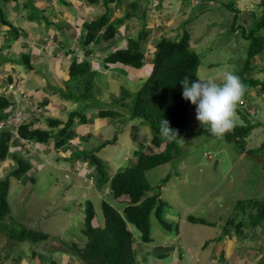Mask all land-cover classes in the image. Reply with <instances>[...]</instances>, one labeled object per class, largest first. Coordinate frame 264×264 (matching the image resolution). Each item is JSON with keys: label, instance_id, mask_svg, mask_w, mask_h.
<instances>
[{"label": "rangeland", "instance_id": "1", "mask_svg": "<svg viewBox=\"0 0 264 264\" xmlns=\"http://www.w3.org/2000/svg\"><path fill=\"white\" fill-rule=\"evenodd\" d=\"M30 1L32 4L29 3L28 10L25 9L24 3L26 0H17L18 7L11 8L10 6H14L15 3L10 2V6H7L8 9L5 12L7 18L17 28L20 27L21 30V27L28 24L26 22L28 18L26 17L30 13L34 14L32 9L38 8L40 10L42 8L35 0ZM164 1L165 6H161L160 4H154L155 0H140V5L137 7L139 14L147 12L148 18L149 16L153 17L150 19L152 32L144 49L146 55L145 66L139 70L131 69L133 74L134 71L136 74H141L142 82H130L125 75H121V77L117 74L118 72L112 69L113 67L102 69L103 73L98 72L95 76L93 105L84 109V102L75 103L77 112L84 113L85 116V119H80L81 124L76 126L80 133H85L83 132L85 126L96 128L99 125L102 126L103 132L100 136H93L89 143L71 142V148L68 152H78L80 149L93 151L103 140L112 139L116 131L120 132L125 128L118 136L117 147L109 146L99 154L101 158L108 161V172L111 177L121 169L131 165L128 158L134 156L135 152L132 149L135 151L139 146H146L152 138V133L148 126L143 125V128L140 127L141 123L138 120L118 124V120L112 122V119H109L111 121L110 126H106L105 122L107 121L97 115L100 107L103 109L109 107L112 100L120 95L123 87L133 93L138 92L142 83L148 77L147 71L149 70L150 73L155 43L163 35L175 36L179 34L183 24L190 19V15L195 9H199L197 12L203 9L209 11L211 6L209 0H192L191 4L187 0H162V4ZM230 1L234 0H213L212 4L214 5L211 7V11H206L198 20L190 22L186 27L194 35L192 46L201 57L200 69L203 70V73L200 77L214 79L218 83L222 82L224 72H232L236 75L247 58L248 42L242 37L240 29L232 31L235 14L222 7L223 4ZM235 2L240 11L236 22L237 26H246L249 23L250 11L260 13V0H235ZM6 3H8L6 0H0V7L5 9ZM127 4L128 2L121 8L125 12L129 10ZM150 8L153 9L152 14ZM119 11L117 16L120 15ZM38 16L41 17L42 13H39ZM160 24L161 27H159ZM129 29H135V32L132 33H135L134 36H136L141 29L140 22L131 24ZM23 34L24 32L21 31L22 37H24ZM107 46L104 47L105 52L109 49ZM104 55L100 54V58ZM0 58H2V54H0ZM98 65H100V62L97 59L95 66ZM210 65L213 67L209 68ZM100 68L101 66L95 70L98 71ZM116 68L124 70L125 67ZM35 71L40 77H44V67H37ZM70 81L67 83V88ZM30 83L34 82L31 81ZM249 101L255 106L258 113L255 109H249L248 113L250 115L255 113V115L247 119L251 124H258V121L261 123H259L258 129L256 127V130H253L250 137L247 138L245 151H257L258 156L252 155L264 159V150H258L264 144V99L259 100L249 96ZM7 112L10 113V111ZM235 119L236 122L232 130L237 125L246 123L245 118L238 115L236 110ZM190 122H192L191 126L193 128L195 126V132L207 129L196 119L195 105H193V111L190 113ZM11 128L13 129V125H11ZM90 131L93 132V130ZM60 140L55 139L54 145ZM47 145L49 146V144ZM26 147H30V149L39 148L38 145L33 146L28 143ZM179 148L180 157L147 173V178L153 188L157 190L159 189L156 188L157 185H164L165 190L163 192L158 190V192L163 195L161 198L167 202L166 212L169 211L171 206L173 207L171 210L175 212L169 211L166 213L165 218L169 223H176L174 225L179 226V243L170 244L171 247L166 250L167 252L175 251V253L173 256L168 253L171 257H161L162 263L159 264H209L211 252L203 253L201 246L208 242V249H218L216 239L213 238L210 241L209 235L215 234V238L219 235V238L223 239L222 234L226 233L227 228H225V225L229 218L238 217L242 219L245 215L248 217L249 212L255 213L251 208H248V214H245L241 207L238 208L237 203L247 202L248 205L250 200L264 201V164L252 158L248 152L241 154L239 149H236L235 144L228 143L223 140V137L217 138L212 134L209 136L208 133L197 135L194 139L184 140L182 144H179ZM39 149L41 153H38V155L42 160L47 161L43 166L40 165L42 166L40 171H35L33 176L35 183L32 184L29 180L18 183L12 181L9 201L13 211L12 216L15 220L27 228L49 234L52 238L47 242L37 244H31L30 242L15 244L0 235V264H7L5 261L9 258L14 259L12 264H33L31 262L32 249L37 252L41 251L44 254L50 252L48 256H45L46 259L49 261L53 259L58 261L57 264H62L63 254L69 250L64 243L75 242L80 246L84 245L86 237L82 231L85 224L84 209L88 201L92 202L100 219L103 218L101 207L103 199L117 209L120 208L119 201L115 200L109 193H106L105 190L99 192L94 184L83 180L86 177L94 176L93 166L84 162L83 166L79 164L80 167L74 172L70 166L76 162L75 159L69 160L68 164L62 162L63 158H59V161L56 162L55 158L60 157L61 154L55 156L54 150L50 154L52 151L50 146L49 148L40 146ZM13 151V153H17L16 150ZM33 154L35 153L33 152ZM42 154L43 156H41ZM31 161L38 165V162L33 158H31ZM37 167L39 168V165ZM5 170L7 171L5 173L11 171L9 165L6 166ZM3 172L2 174H4ZM6 176L7 174L0 177V179H4ZM168 176H170L169 184L164 182ZM204 207H206L205 211ZM189 215L214 222V229L209 228L211 227L209 225L191 224L186 218ZM94 225H98L96 220H94ZM130 227L134 235L135 250L138 251L139 248H142V251L137 253L139 264H155L158 255L155 254L154 246L144 244L141 241L140 232L134 226L131 225ZM153 227L154 238L157 240L161 237L176 238L174 231L172 233L166 232L158 225V222H154ZM233 231L232 228L230 232ZM243 231L245 235H248L245 241L250 244L249 249H253L252 254L257 259H264V222L256 229L248 227L244 228ZM242 238L243 235L241 238L239 236V239ZM6 240L8 243L4 244ZM181 244L185 245L184 251ZM187 249L192 251L187 252ZM179 255H183L181 263L179 260L175 261V258H179ZM262 261L264 264V260ZM262 261L258 260L257 264L262 263Z\"/></svg>", "mask_w": 264, "mask_h": 264}, {"label": "trees", "instance_id": "2", "mask_svg": "<svg viewBox=\"0 0 264 264\" xmlns=\"http://www.w3.org/2000/svg\"><path fill=\"white\" fill-rule=\"evenodd\" d=\"M88 1L92 5H97L101 2L100 0ZM187 1L190 4L192 3V0ZM209 1L211 2L209 11L203 9L197 12L199 9H195L191 13L190 19L183 24V28H181L177 36L163 35L155 43L152 69L138 92L133 93L123 87L120 95L112 100L109 107L104 109L100 107L98 116L102 119L119 120L125 118L128 121L139 120L143 125L148 126L153 136V143L159 148V151L154 154L142 152L136 164L121 169L112 178H110V173L108 172V165L99 156V152L106 147V144L99 146L93 151L80 149L78 152L74 151L72 155L73 158H76L77 155L90 157L88 162L95 170V187L99 190L108 188L110 195L119 203L122 201L127 202L123 211L120 212L108 201L104 199L101 201L104 226L94 225V220L97 216L96 210L91 201L87 202L84 209L85 224L82 231L87 239L85 244L80 246L75 242L64 243L84 264H139L137 260L138 252L135 250L134 235L129 226H134L140 232L143 243H150L153 235V217L157 219L164 229L168 231L174 230L175 233H179L178 225L169 223L165 218L168 207L167 202L160 200V192L153 196H148V193L154 189L147 178V173L181 156L178 143L175 141L167 142L160 136L159 126L163 118L169 121L170 127L183 140L194 139L197 135H204L205 133L211 136L210 131L207 129L195 132V126L193 128L190 125L189 117L193 104L183 98V87L181 84L185 76L189 78L190 82L198 79L196 73L202 64L201 57L192 48V32L186 27L190 22L199 19L206 11H211V7L214 4H212L213 0ZM126 2H129L127 4L129 10L122 17L112 20L115 13L113 6L120 10ZM29 3L32 4L30 0H26L25 9L27 10ZM102 4L105 12L96 19L87 21L83 27L85 33L81 38V46L85 48L86 57H91L94 54L93 45L95 47L99 46L104 51L105 48L102 46H105L106 43H108L107 47L109 49L114 48L119 45V41L124 37L127 41V47L111 52L104 59V67L119 65L137 70L142 69L146 59L144 49L152 30L147 22V12L138 13L137 7L140 5V0H103ZM154 4L161 5L162 0H155ZM16 7H18V3L14 8ZM222 7L235 14L232 31L240 29L242 37L248 42L247 58L236 74L245 85V92L242 97L243 104L241 102L238 103L235 109L238 115L245 118L246 123L237 125L231 132L224 134L223 140L235 144L236 149H239L241 154L248 152L258 156L257 151H245V148L247 138L259 126V123L251 124L247 119L255 115V113L253 115L248 113L250 108L254 109L253 106L248 104L250 103L249 94L252 89L256 88L259 89V94L264 93V80L256 78V71L259 72L258 67L260 65L256 61L264 60V0L260 2L261 13L251 12L249 23L246 26H237L236 22L240 11L235 0L223 4ZM32 10L34 14L30 13L28 16L30 21L43 19L49 26L51 25L50 20L45 16V9L33 8ZM38 10L40 11L39 13H42L41 17L38 16ZM5 12L6 8L0 7V24L8 27V35L10 34L9 36L14 41H17L21 37V31L23 30L20 27L17 28L7 18ZM133 17L139 19L141 29L136 36L126 35L125 33L129 31L125 24ZM97 73L88 59L82 62H78V60L72 61L69 69L71 80H69V87L66 90H60L62 99L84 102V109L93 105L92 99L95 98L93 91ZM11 106V100L7 96L0 94V123L9 119L7 109ZM77 119H85L84 113L73 112L66 122L50 118L47 120L48 129L46 130L39 123L36 125V122L20 125L18 128L20 139H17L16 142L20 144L21 139H23L28 141V144L35 146L37 144L46 145L53 139L66 141L65 137L74 130ZM13 137V131L6 125L3 126L0 130V168L10 156L14 158L16 166L4 179H0V235L15 244L47 242L52 238L51 235L27 228L12 216L13 211L9 201L13 185L12 181H17V183L24 181L28 174H34L35 171L39 170L35 162L31 161V158L38 163L41 160L40 155H38L41 151L36 147L25 149L22 146L27 151L25 154L21 153L24 151L23 149L13 153L11 151ZM109 142L112 145L116 142V137ZM258 150H264V144ZM29 182L35 183L33 176L30 177ZM164 182L167 183L168 178ZM245 204L247 205V202H239L237 206L238 208L241 207L245 214H248V208H251L255 213L249 212V216L245 215L242 219L238 217L229 218L226 221L225 228L227 230L226 233L222 234L223 236L232 234L241 238L243 235V238L246 239L248 235L244 234V228L256 229L264 222V201L250 200L247 206ZM188 221L192 224L209 226L214 224L204 218L195 216H189ZM232 228L234 231L230 232Z\"/></svg>", "mask_w": 264, "mask_h": 264}, {"label": "crops", "instance_id": "3", "mask_svg": "<svg viewBox=\"0 0 264 264\" xmlns=\"http://www.w3.org/2000/svg\"><path fill=\"white\" fill-rule=\"evenodd\" d=\"M6 1L8 2L6 3V6H5L6 10L8 9L7 6H10V2L15 3L14 6H10L11 8L14 9L17 1L15 0H6ZM35 1L36 3H38V5L42 6V8L40 7L42 10L46 8L45 16H49L48 19L50 20V23H51L50 26L43 19L39 21H30L29 19H27L26 22L28 24H26L24 27H21L23 30L22 32H24L23 34L24 37L21 36L17 41H14L11 38V36H8V27H5L0 24V54H2V58H0V94L7 96L11 100V103H12V106L9 109H7V111H10V113H8L9 119L8 121H6V125H10V124L13 125V129L11 128V130L14 133V137L11 141L12 143L11 151L16 150L17 152L23 149L22 146H24L25 149L27 148L26 147L27 141L23 139H21L20 144L18 143L19 147L17 146L16 140L20 139L19 134H18V128L20 124L22 123L31 124L33 122H36L35 123L36 125L37 123H39L41 127L44 130H46L48 129V125H47L48 119L50 118L59 119L63 122H66L71 113L77 112V108L75 109L76 102L62 99V96L60 94L61 92L60 90H65L67 88V83L70 80L69 69H70L72 61L78 60V62H82L83 60L88 59V61H90L91 64L93 65L94 69H97V67L101 66L100 70H98L97 72L103 73L102 69H109L110 67H113L112 69H115L118 72L117 74H119L120 76L125 75L126 79L130 80V82L140 83L141 81V74H138V73L136 74L135 71L133 74V70H131L132 68L130 67L124 66L125 67L124 70L121 68L120 69L116 68V67H123L119 65L118 66L117 65L108 66L107 68L104 67L105 66L104 59L111 52H114L118 49H124L127 47V41L124 37L121 39V41H119L120 42L119 45H117L114 48L112 47L108 49V51L106 52L101 50L99 46L95 47L93 45L92 48L94 49V54L91 57H88V58L86 57L85 48L81 46V38L83 34L85 33L83 27L87 21H92L96 19L99 15L105 12V8L102 4L103 0H100L101 2L97 5L89 4L88 0H35ZM161 6H165V1L163 4H161ZM259 6H260V3H259ZM113 8H114L115 13L112 17V20L120 18L125 14L124 9L119 11V9L116 8V6H113ZM118 11L120 13L119 16H117ZM250 12H254V11H250ZM150 13L151 14L153 13V9L151 8H150ZM260 13H261V10H260ZM151 18L153 17L149 16L148 18L149 27H150ZM154 19L156 20V18ZM139 22H140L139 19L136 17H133L130 20H128L125 25L128 27L129 32H126L125 34L134 36L135 33H132V32H135V29L133 30L129 29V26H131V24H136ZM159 27H161V24L159 25ZM191 35H192V40H191V44H192L194 35L192 33ZM106 45H108V43H106ZM102 47H105V46H102ZM99 50L102 51L103 53L100 52ZM100 54H105V55L104 57L100 58ZM97 59L100 62V65L95 66ZM256 63L260 64L258 67L259 72L256 71V78L260 80H264V60L263 61L257 60ZM41 66L44 67L45 69L43 73L44 77H40L37 71H35V68L41 67ZM212 67H213L212 65L209 66V68H212ZM150 68L152 69V61H151ZM199 70H200L198 71L199 74L202 75L203 70L201 71L200 68ZM148 74H150L149 70L147 71V76ZM31 81H33L34 83H30ZM258 91L259 89L257 88L252 89L249 95L255 98H258L259 100H263L264 93L259 94ZM248 104L253 106V108L257 110L251 102ZM256 112L258 113V110ZM103 120L107 121L105 122L106 126H110L111 121L112 122L117 121V120L110 121L109 118L103 119ZM189 120H190V117H189ZM127 121L128 120H126L125 118H121L118 120V124L119 123L125 124V122ZM258 123H261V122L258 121ZM79 124H81L80 119H77L74 130L69 132V134H67V136L65 137L67 139L66 141L61 139L56 145H54L53 140L51 141V143L53 144L48 143L50 148L52 149L50 154H52L53 150L56 153L55 156L57 155L60 156L61 154V156L58 158L54 157L56 162L59 161V158L60 159L63 158L62 162H64V164H68L69 159L76 160V162L70 166L71 170L74 172L78 167L83 166L84 162H87L89 164L88 161L90 157L85 156V155H77L76 158H73L72 155L74 152L73 153L68 152V150L71 148V142L76 143L78 141L82 143H89L93 136L94 137L100 136L102 135V132H103L102 126L99 125L96 128L92 126H85V130H83V132L85 133H80V131L76 127ZM190 125H192V122H190ZM140 127L143 128L142 123ZM257 129H258V126H257ZM90 130H93V132H91ZM122 130L120 132L116 131L112 139L103 140L98 145V147L103 146L105 144H106L105 145L106 147L103 148L102 150L107 149L109 146L117 147L118 142H119L118 136L123 132ZM115 137H116V142H114L112 145L109 144L111 143L109 141H113ZM54 142H55V139H54ZM60 144L62 145L60 146ZM148 144L144 147L142 146L137 147L135 151L132 149V151L135 152L134 156H132L131 158H128V161L130 162L131 165L137 163L139 155L142 152H148L150 154H154L159 151V148L153 143V136L150 139ZM37 145L39 148L40 146L49 148L47 144L46 145L37 144ZM24 151H22L21 153L24 154L25 153ZM41 156H43V154ZM46 161L47 160H44V159L43 160L41 159L39 161L38 163L39 171ZM105 163L108 165V161H105ZM219 163L220 161L218 162V164ZM7 165H9V167L11 168V171L15 168L16 162L13 157L10 156L2 164L0 168V177H2L5 174L10 173V171L8 173H5L6 171L5 168ZM2 172L4 174H2ZM34 174L33 175L28 174L24 180L30 181V177L34 176ZM110 178H112L111 175H110ZM167 178H168L167 183L169 184L170 176L166 177V179ZM83 180L85 182L87 181V182L94 184V181H93L94 176H91L90 178L86 177ZM156 188H159V189L156 190L155 188H153L154 190L149 192L148 196L155 195L156 193H158V190H160L161 192L165 190L164 185H157ZM104 190L106 191V193H109L108 188H105ZM101 191L103 190H99V192ZM162 196L163 195L160 193V200L162 199L161 198ZM120 203H119L120 208L118 210L122 212L127 202L122 201ZM172 205H173V202H172ZM172 208L173 207L171 206L169 209L170 212H173L171 210ZM205 209L206 207H204V211ZM188 217H186L187 220H188ZM95 220L98 223L97 226H104L103 218L100 219L98 218V216H96ZM154 222H158L155 217L152 218V228H154L153 227ZM158 225L166 232L172 233L174 231V230L168 231L164 229L159 224V222H158ZM213 225H215V223ZM213 225H211V227L209 228L214 229L215 226ZM175 234H176L175 236L176 238L174 239H169L168 237L167 238L161 237L159 240H157L154 238V232H153L152 242L147 243L146 245H149V246L153 245L154 249L156 250L155 254L158 255L157 256L158 260H156L155 264L162 263L161 260L163 257L167 258V257H171V255L173 256L175 251L167 252L166 250L171 247L170 244L173 245L174 242L179 243V239H178L179 233L178 234L175 233ZM214 235H209L208 238L210 239V241L213 238L216 239L217 246H218L217 250L208 249V242L201 246V251L203 253L211 252L210 253L211 258L209 260V264H257L258 260L260 261L264 260V259H257L255 255L252 254L253 249L252 248L249 249L250 244L247 241H245L247 238L239 239V237H237L236 235L229 234L227 236H223V239H221V237L219 238V235H217L216 238ZM181 238H182V235H181ZM86 240L87 239L84 240V244ZM7 243L8 242L6 240L4 244H7ZM181 246L183 247L182 250L184 251L185 245L181 244ZM139 251H142V248H139L137 252ZM189 251H192V250L187 249V252ZM168 253H171V255L169 256ZM49 254L50 252L44 254L41 251L37 252L36 250L32 249L31 262L33 264H57L58 261L56 260L51 259L49 261L48 259H46L45 256H48ZM63 257L64 258H63L62 264H84L69 250L64 252ZM220 258H222L223 260L221 261ZM177 260H179L181 263L183 261V255H179V258L178 257L175 258V261ZM5 262L7 264H12L14 262V259L11 260L9 258ZM259 263L263 264V261L262 263L261 262Z\"/></svg>", "mask_w": 264, "mask_h": 264}, {"label": "clouds", "instance_id": "4", "mask_svg": "<svg viewBox=\"0 0 264 264\" xmlns=\"http://www.w3.org/2000/svg\"><path fill=\"white\" fill-rule=\"evenodd\" d=\"M196 77L198 79L191 82L187 76L183 78L181 81L182 96L196 106V119L201 125L205 126L213 136L222 138L235 125V109L237 104L242 102L245 85L240 77L232 72H224L220 83L214 79L200 77L198 71ZM0 124L1 130L6 125V121ZM23 124L26 123L20 125ZM10 125L6 126L11 129ZM159 133L161 138L167 142L175 141L178 144L184 142L170 127L169 121L164 118L160 122Z\"/></svg>", "mask_w": 264, "mask_h": 264}, {"label": "water", "instance_id": "5", "mask_svg": "<svg viewBox=\"0 0 264 264\" xmlns=\"http://www.w3.org/2000/svg\"><path fill=\"white\" fill-rule=\"evenodd\" d=\"M252 158H254L255 160L259 161L260 163H263L264 164V159H260V158H257L255 156H253L252 154H249Z\"/></svg>", "mask_w": 264, "mask_h": 264}, {"label": "built area", "instance_id": "6", "mask_svg": "<svg viewBox=\"0 0 264 264\" xmlns=\"http://www.w3.org/2000/svg\"><path fill=\"white\" fill-rule=\"evenodd\" d=\"M241 104H243V102H241Z\"/></svg>", "mask_w": 264, "mask_h": 264}]
</instances>
